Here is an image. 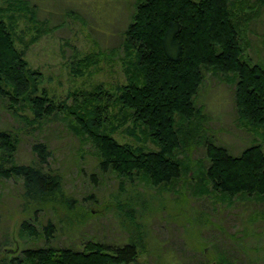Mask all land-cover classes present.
<instances>
[{"label": "trees", "instance_id": "1", "mask_svg": "<svg viewBox=\"0 0 264 264\" xmlns=\"http://www.w3.org/2000/svg\"><path fill=\"white\" fill-rule=\"evenodd\" d=\"M15 2L17 9L27 10L24 0ZM262 7L264 0L252 4L249 0H134L120 33L124 81L108 89L96 83L90 89L70 91L69 104L54 100L40 86V72L27 64L15 46L11 24L0 14V101L29 123L65 111L71 116L72 131L92 148L97 169L129 182L139 177L147 184L165 186L182 174L191 178L189 165L179 154L201 137L204 154L194 158L201 167L196 178L199 192H217L225 198L262 197V144L252 138L233 153L213 134L199 136L205 118L203 106L197 103L203 72H209L232 86L235 124L264 140V64L245 54L247 25ZM92 55L77 58L75 68L89 63ZM118 128L130 139H117L113 133ZM17 143L12 130L0 127V176L19 179L22 209L68 206L60 174L48 167L51 151L46 142H31L32 158L25 162L15 160ZM31 221L22 219L21 230L34 239L39 234L48 239L51 220L46 219L40 230ZM138 246L130 236L120 244L86 239L77 248L45 242L18 251L1 247L0 264H138Z\"/></svg>", "mask_w": 264, "mask_h": 264}, {"label": "rangeland", "instance_id": "2", "mask_svg": "<svg viewBox=\"0 0 264 264\" xmlns=\"http://www.w3.org/2000/svg\"><path fill=\"white\" fill-rule=\"evenodd\" d=\"M24 1L27 10L17 9L15 0H0L4 9L0 14L11 24L15 46L27 64L40 72V86L54 100L69 104L70 91L96 83L108 89L124 81L120 33L134 0ZM258 15L247 25L245 54L264 64V8ZM87 53L94 54L91 61L77 70L75 60ZM202 81L197 103L203 106L205 119L199 136L213 134L233 153L252 138L264 149V140L235 124L232 86L209 72H203ZM70 118L60 110L29 123L0 101V127L18 137L15 160L32 158L31 142H46L51 151L48 167L60 174L70 202L23 210L19 179L0 176V242L5 241L0 249L18 251L44 242L77 248L86 239L120 244L132 236L140 248L138 264H264V195L225 198L217 192H199L196 178L201 167L194 158L204 154L201 137L179 154L193 176L182 174L165 186H153L139 177L129 182L98 170L92 148L72 131ZM117 131L113 133L117 139H130ZM22 219L37 230L50 219L51 235L45 240L40 234L35 239L26 235L20 228Z\"/></svg>", "mask_w": 264, "mask_h": 264}]
</instances>
